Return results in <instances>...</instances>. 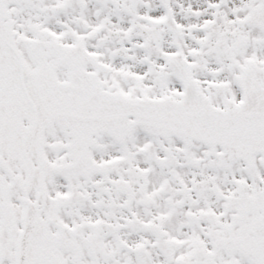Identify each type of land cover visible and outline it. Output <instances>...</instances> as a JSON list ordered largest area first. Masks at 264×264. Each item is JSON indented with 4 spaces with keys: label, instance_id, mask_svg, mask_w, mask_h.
I'll list each match as a JSON object with an SVG mask.
<instances>
[{
    "label": "snow or ice",
    "instance_id": "1",
    "mask_svg": "<svg viewBox=\"0 0 264 264\" xmlns=\"http://www.w3.org/2000/svg\"><path fill=\"white\" fill-rule=\"evenodd\" d=\"M0 264H264V0H0Z\"/></svg>",
    "mask_w": 264,
    "mask_h": 264
}]
</instances>
